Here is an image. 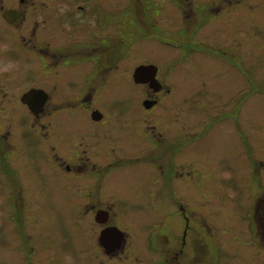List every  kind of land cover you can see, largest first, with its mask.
Here are the masks:
<instances>
[{
  "label": "flooded vegetation",
  "instance_id": "af4514ba",
  "mask_svg": "<svg viewBox=\"0 0 264 264\" xmlns=\"http://www.w3.org/2000/svg\"><path fill=\"white\" fill-rule=\"evenodd\" d=\"M262 22L264 0H0V259L42 260L44 226L67 220L89 234L79 260L264 264V160L237 108L264 84L240 75L237 25L262 43ZM218 54L237 85L208 69ZM220 129L249 177L195 162Z\"/></svg>",
  "mask_w": 264,
  "mask_h": 264
},
{
  "label": "rangeland",
  "instance_id": "374dc122",
  "mask_svg": "<svg viewBox=\"0 0 264 264\" xmlns=\"http://www.w3.org/2000/svg\"><path fill=\"white\" fill-rule=\"evenodd\" d=\"M264 25V22H262ZM242 27L237 25L238 28L245 31L246 36H242V47L238 55L241 60V69L242 73L240 74L243 80L245 76L254 75L257 78H262L264 76V47L262 43L254 42L253 40H258L260 37H254L253 30L250 24L246 26L241 24ZM263 32V30H262ZM264 33V32H263ZM211 39V38H210ZM221 42L227 43L226 41ZM256 46V47H251ZM222 47V46H221ZM223 49V48H222ZM225 51H229V48H225ZM222 54H218L216 63H210L207 65L208 69L218 70V76L220 75L222 83H228L227 80L234 79L236 85L239 82L237 78L235 79L234 72L230 73L227 64L225 63L224 57ZM214 74L213 71L209 70V76ZM233 80V82H234ZM223 85V84H222ZM134 85L131 84V88ZM225 85H223V90ZM233 87V84H232ZM230 89L222 92L224 95L228 93ZM237 89H234L232 94H234L240 86H237ZM243 85L241 84V88ZM240 102H238L237 108L241 110L239 115L240 119H243V131H246L248 134L251 133L250 140L248 145L254 149L256 159L264 160V84L251 83L247 86L246 93L240 97ZM188 106H191L193 110H199L202 106L201 101L186 102ZM240 104V105H239ZM236 109V108H235ZM229 120V119H228ZM241 129V127H240ZM207 132V130H206ZM233 131L227 129H220V134L217 132L205 133L198 139H195L197 142L194 148V157L195 162L201 160V162H211L214 161L217 165L213 170L208 172H216L218 169L223 173L235 174L236 179H244L245 175H249L253 172L252 165L253 161L250 160L248 152L247 159L239 158L244 156V150L242 145L239 142H235L234 137L231 136ZM256 165L259 166V172H264V165L261 166L258 161ZM198 171L194 168V172ZM86 231V230H84ZM43 235L40 236L43 239H37L36 242L43 244L41 247H36V258H43L42 260L33 259L31 260L34 264H100L97 261L91 260L89 257H81L79 260L78 247H82L84 240L89 238L87 232H80L67 220L62 221L61 223L49 222L43 228ZM36 239V237H34ZM35 246V245H34ZM1 250L4 251V243L1 245ZM82 253L84 251H81ZM15 255V254H14ZM11 259V260H10ZM6 256V259L3 257L0 259V264H27L22 258L15 257L10 258Z\"/></svg>",
  "mask_w": 264,
  "mask_h": 264
},
{
  "label": "water",
  "instance_id": "95a60500",
  "mask_svg": "<svg viewBox=\"0 0 264 264\" xmlns=\"http://www.w3.org/2000/svg\"><path fill=\"white\" fill-rule=\"evenodd\" d=\"M106 233H104V235H105Z\"/></svg>",
  "mask_w": 264,
  "mask_h": 264
}]
</instances>
